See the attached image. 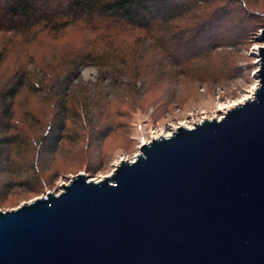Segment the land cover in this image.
<instances>
[{"label": "water", "instance_id": "95a60500", "mask_svg": "<svg viewBox=\"0 0 264 264\" xmlns=\"http://www.w3.org/2000/svg\"><path fill=\"white\" fill-rule=\"evenodd\" d=\"M224 110L149 135L99 181L0 206V264H264V23Z\"/></svg>", "mask_w": 264, "mask_h": 264}, {"label": "rangeland", "instance_id": "374dc122", "mask_svg": "<svg viewBox=\"0 0 264 264\" xmlns=\"http://www.w3.org/2000/svg\"><path fill=\"white\" fill-rule=\"evenodd\" d=\"M240 1V21L217 23L214 51L183 68L170 62L165 37L114 21L79 22L57 34L0 32V90L15 73L27 78L13 103L21 133L12 134L20 142L0 163V206L54 189L74 173L101 180L149 135L238 100L255 77L264 23V0ZM59 117L62 139L50 149L41 139Z\"/></svg>", "mask_w": 264, "mask_h": 264}, {"label": "trees", "instance_id": "16d2710c", "mask_svg": "<svg viewBox=\"0 0 264 264\" xmlns=\"http://www.w3.org/2000/svg\"><path fill=\"white\" fill-rule=\"evenodd\" d=\"M240 6V0H0V32L57 34L79 22L114 21L142 29L153 38L165 37L170 62L183 68L214 51L215 25L225 20L239 22ZM177 52L182 54L176 56ZM180 55L183 57L177 59ZM26 82L25 74L15 73L0 90V163L8 160L9 147L20 142L12 134L21 133L13 124V103ZM67 87L64 83L62 89ZM56 121L49 135L41 139L47 140L50 149L60 142L64 131V118Z\"/></svg>", "mask_w": 264, "mask_h": 264}, {"label": "bare ground", "instance_id": "6f19581e", "mask_svg": "<svg viewBox=\"0 0 264 264\" xmlns=\"http://www.w3.org/2000/svg\"><path fill=\"white\" fill-rule=\"evenodd\" d=\"M231 105V104H230ZM229 105V106H230ZM225 107V106H224ZM228 107V106H227ZM227 107H225V108H227ZM225 108H222V109H220V110H224ZM173 132V130L172 131H170V132H167V133H163V134H159V135H171V133ZM99 181V180H98Z\"/></svg>", "mask_w": 264, "mask_h": 264}]
</instances>
